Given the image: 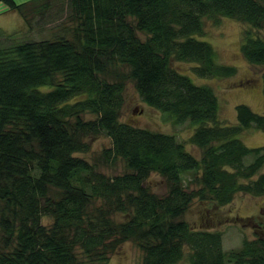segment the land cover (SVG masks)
Segmentation results:
<instances>
[{"label": "trees", "instance_id": "obj_1", "mask_svg": "<svg viewBox=\"0 0 264 264\" xmlns=\"http://www.w3.org/2000/svg\"><path fill=\"white\" fill-rule=\"evenodd\" d=\"M1 1L30 25L36 0ZM62 2L75 25L0 41V264H110L127 239L142 250L138 264H174L185 255L189 264H264V223L260 234L224 249L223 230L177 219L195 197L224 205L240 191H264V145L238 136L264 131V112L238 103L236 123H221L213 86L172 65L194 62L201 77L233 74L236 66L218 63L211 42L196 35L205 33V18L234 17L250 25L241 51L262 67L264 90V35L254 33L264 27V0ZM130 81L172 124L195 123L188 141L199 155L175 133L121 119ZM101 133L111 138L101 157L120 158L124 172L109 175L98 159L76 154L89 150L86 136ZM153 171L164 176L166 193L147 185ZM116 211L128 217L117 221Z\"/></svg>", "mask_w": 264, "mask_h": 264}, {"label": "rangeland", "instance_id": "obj_2", "mask_svg": "<svg viewBox=\"0 0 264 264\" xmlns=\"http://www.w3.org/2000/svg\"><path fill=\"white\" fill-rule=\"evenodd\" d=\"M19 2L26 0H16ZM45 0H36L29 3L31 23L25 24L18 11L9 8L3 1L0 2V41L12 43L22 39H39L50 37L57 33L62 25H75L68 14L66 5L62 0H52L45 9L44 14L38 10L43 8ZM249 24L237 18L221 16L218 21L205 18V33L197 34L199 39L211 42L217 53L218 63L232 64L236 71L224 76H198L193 70L194 62L172 59V65L180 72L188 74L197 84L212 85L219 99L218 119L221 123H236V105L246 103L255 111L264 112V90L262 67L250 63L241 51L242 33ZM9 34H4V32ZM11 32V33H10ZM255 34L264 35V27L254 30ZM141 39L147 34L137 30ZM167 113L145 103L133 82H128L125 90V102L120 117L140 127L160 132L175 133L178 140L184 141L186 148L196 155L201 149L193 146L188 137L195 128V123L186 121L174 125L165 117ZM88 117L91 114L87 115ZM249 146L264 145V131L255 127L245 128L238 134ZM90 144L88 151H78L76 154L86 157L91 162L100 161L101 170L109 175L122 173L127 170L124 162L118 158L114 161H104L101 153L104 148L111 145V138L104 134L89 135L85 137ZM253 156H246V161ZM264 171V166L258 173ZM147 185L158 194L167 192V183L164 176L158 172H151ZM195 184L190 183V187ZM57 194V192H55ZM3 203L0 199V206ZM97 200L95 204H100ZM112 216L117 221H124L128 214L116 211ZM250 217L249 219H246ZM177 219H185L196 228H215L223 230L224 249L238 248L244 238H253L261 233L257 223H264V191L261 194L252 192H238L233 200L224 205L214 204L210 200L195 197L184 213ZM50 215L43 217V222L49 224ZM2 229L0 227V235ZM142 250L132 240L122 241L110 254V264H138L142 258ZM174 264H189L185 257Z\"/></svg>", "mask_w": 264, "mask_h": 264}]
</instances>
